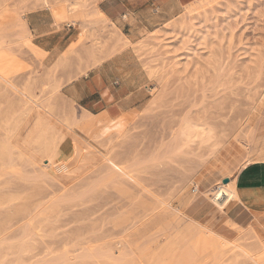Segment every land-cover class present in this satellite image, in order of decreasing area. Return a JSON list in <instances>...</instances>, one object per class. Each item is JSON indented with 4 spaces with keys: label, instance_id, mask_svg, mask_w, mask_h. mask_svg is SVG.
I'll return each mask as SVG.
<instances>
[{
    "label": "rangeland",
    "instance_id": "374dc122",
    "mask_svg": "<svg viewBox=\"0 0 264 264\" xmlns=\"http://www.w3.org/2000/svg\"><path fill=\"white\" fill-rule=\"evenodd\" d=\"M77 1L10 0L26 3L32 33L20 15L0 20V37L10 41L21 67L16 85L28 79L41 95L44 75L55 72V80L67 83L52 100L56 116L79 123V134L74 140L65 135L54 163L0 169V196L12 201L0 210V264H164L156 261L199 235L197 223L239 242L242 232L231 226L236 221L244 236L253 229L252 239L264 242V200L221 209L210 199L212 189L230 185L244 166L264 165V0H82L74 10ZM95 8L134 41L99 66L87 55L94 39L106 38L111 51L118 38L106 19L87 16ZM84 30L92 37L83 39ZM71 47L67 62L57 67ZM125 85L119 95L116 89ZM68 87L91 89V100L111 104L112 116L84 121V104L70 102ZM1 97L0 111L8 108ZM10 103L14 112L27 107L17 96ZM186 123L202 125L215 139L158 164L162 138ZM97 151L141 166L143 187L155 196L188 185L192 198L182 213L156 204L139 207L136 200L146 193L119 184ZM251 237L247 244L256 243ZM210 250L186 264H215L202 258ZM177 252L176 261L184 264Z\"/></svg>",
    "mask_w": 264,
    "mask_h": 264
},
{
    "label": "bare ground",
    "instance_id": "6f19581e",
    "mask_svg": "<svg viewBox=\"0 0 264 264\" xmlns=\"http://www.w3.org/2000/svg\"><path fill=\"white\" fill-rule=\"evenodd\" d=\"M79 1L82 2V0H78L75 3L73 2L74 4L73 3L72 5L70 4L71 6H73L74 10L76 9V7L81 6L79 5L80 4ZM36 4L38 6L39 3L37 2ZM26 8L27 6L25 2L18 5V4H12L10 0H0V20L6 16H10V18L13 17L15 18L18 15H20L23 18V24L26 27V23L28 22L25 19L26 14L24 16V13L28 11V8L27 9ZM87 16L92 19V20L89 19V21L90 20L94 21L93 18L106 19L107 21L103 20V22H105L106 24L108 22L111 23L115 31L114 34L118 38L116 46L114 47L112 46L111 51L107 50L109 41L106 38L102 39L98 37L94 39L95 42L90 49L88 48L87 55L89 57L88 59H91L96 66H99L101 63H103V61H105L106 58L113 57L114 55L128 49L131 45L134 44L133 39L130 36L124 35L121 32V29L118 27V24L115 25L106 16V14H104L99 8H95L92 12H89ZM94 22H99V21L95 20ZM94 22H91V24ZM90 35L92 37V34H89L87 30H84L81 34V37L83 39L90 38ZM9 43L10 41L7 42L6 39L4 40L3 37H0V93H2L1 90L5 91L2 93L5 94L3 96L0 95V97L2 96L1 99L3 98L8 101L7 104L8 108L0 111V169L3 170L5 168L16 167V165L20 162H24L27 165H32V166L44 161H48L49 163H54L55 160L57 161L58 159L57 158L58 154L60 155V151H59L60 148H62L64 143L66 142V136L75 137L76 134H79L77 133V127L79 126V123L74 118H71L69 116H66L65 118L56 116V111L52 105V100H56L58 94L60 95L62 93V89L67 84L66 83L67 81L65 80L66 82L64 83L66 84L63 85L62 81H60L61 78L59 80H57L58 78L56 80L54 79L55 76L53 74L55 72L53 74L51 73L45 74L43 77V83L45 84H43V87L41 88V95L35 93L36 89L34 91V88L32 87L31 82L28 79L27 80L25 79L26 80L24 82L25 84L22 82L24 86L23 84L21 85L22 87L17 86L16 82L14 81L16 80L14 79V75L20 71L21 67L20 65L17 64L16 62L17 60L15 59L14 53L10 46L11 44ZM71 52H73V47H71L67 52H65V54H62L63 56H61L60 54L61 57H59V59L57 60L56 66L58 67L59 65L65 64L68 60L66 55L71 54ZM57 67L56 69H58ZM53 71L51 70V72ZM78 73L80 72L78 71ZM52 75L54 78L52 77ZM121 75L122 76L120 77L124 81L125 80L128 81L125 76V72H123ZM73 79H71V81ZM71 81L68 79V82ZM17 84L19 85L18 81ZM65 95L70 100V102L76 104L74 99L71 97V95L70 96H67V94ZM12 96H17L20 103L23 102L27 104V107H24L19 112L18 111L14 112L12 110L10 103ZM82 112H84L83 114L84 121H86L91 116L95 117L93 114L89 113L86 110L82 109ZM29 117L33 118L32 121H29ZM46 119L50 121L53 119L54 120L46 124L45 123ZM174 132L173 134H169L167 139L165 137L162 138L161 144L159 146V149L161 150L162 158H159L157 162L158 164H163L167 160H173L176 157L181 156L182 154H186L190 149L191 144L193 143H198L199 145H205L207 144V142L209 143V141L213 139V137L215 139V134H204L205 132L203 126L197 124H189V123L183 124L177 133L174 134ZM61 134L64 135L61 136ZM73 137L72 139L74 140ZM212 142L213 141H211L210 143ZM215 143L213 144L214 146L211 149L213 154L215 151H217L216 148L218 147L217 143H216L217 147H215L216 146ZM219 146L221 145L219 144ZM213 149L215 151H213ZM62 150L63 149H61V151ZM97 153L106 163L107 168L113 174L118 176L119 184L125 181L135 186V188H139L140 193L143 192L146 193V195L143 196L141 195V197L136 200L137 205L139 207L146 208L147 206H149V209H151L152 205L156 204L158 208L163 207V209L167 208L174 210L178 213H182V210L185 207L187 200L192 198V195L188 190L189 188L188 185H185L184 187L176 191L172 189V191H175L176 193L170 191L172 193H169L166 197L155 196L153 192L145 190V188L143 187V182L140 178V173L143 171V168L141 166L135 165L134 163H132L133 161L130 162L127 161L125 162V164H122L112 156L110 157L108 154H103L102 152L101 154L99 151H97ZM247 167H248L247 165L244 166L243 169L240 170L239 174ZM236 179L237 176L230 185L220 184L216 186L214 189H212L211 191L212 197L210 199H212L211 201H213L215 205L218 206L219 208L223 209L224 207H226L230 209L235 205H241L234 188V183ZM186 189L187 191L185 192L184 190ZM224 193L225 194L227 193L228 196H230L228 198L229 200L226 201L224 199ZM218 194L219 196L220 195L222 196L220 200H215L214 198ZM145 197L146 199H144ZM176 199H178V204L175 203ZM11 202H12L11 200H7L0 196V210ZM197 224L202 229V231H200V229L198 228L199 229L198 232L200 231L199 235L196 238L192 237L193 240L191 239V235H190L189 240L191 239V241H189L187 244L183 243V245L186 246L183 254H180L181 252H177V250L179 251L183 245L180 246L179 249H177L178 248V244H177L172 248L170 253H168L164 259H158L156 262H160V263L164 262V264L166 262H171L170 264L175 262L173 264L176 263L178 264V262L176 261L177 255L175 254V252H177V254L179 253L180 255H182L180 256V260L182 258L183 263L186 264V259L198 260V255L200 253L204 254L205 252L203 253V251L212 249L213 250L212 258H211V253H212L211 250L209 253L210 255H206V256L204 255L202 256V258L203 257L207 258L209 256L208 259L209 260L213 259L215 264H264V242L261 239H257V240L256 238L252 239L255 233L253 232L254 234L251 237L250 231L253 229H248L249 227L247 228L249 230V236L252 239L250 243H252L253 240L254 241L256 240V243L253 242L254 244L252 243L251 245L246 243V242L249 243L250 237L244 236L243 231L245 228L236 221H232L231 226L233 228L235 227L236 229H238L237 232L240 231V234L242 232L239 242H235L236 239L233 242H230L227 240V237L225 238L220 233L218 234L208 229L204 225H201L199 223ZM251 227L252 226H250V228ZM254 236L256 237V234ZM245 237H248V241ZM183 259H185V261ZM180 260L179 262L181 263L182 261ZM199 261H203V260L200 259ZM187 262H190V260H187ZM197 263L199 262L197 261ZM202 263H206V262H202Z\"/></svg>",
    "mask_w": 264,
    "mask_h": 264
},
{
    "label": "crops",
    "instance_id": "0c3cea01",
    "mask_svg": "<svg viewBox=\"0 0 264 264\" xmlns=\"http://www.w3.org/2000/svg\"><path fill=\"white\" fill-rule=\"evenodd\" d=\"M102 11V10H101ZM103 12V11H102ZM104 13V12H103ZM105 14V13H104ZM114 24L115 21H113ZM28 25V26H27ZM119 26V24H118ZM43 26H38V29H42ZM120 27V26H119ZM28 30L32 33L34 30L31 29L29 26V23H26L25 32L27 33ZM54 49L52 50V53H54ZM57 51V50H56ZM49 52V51H47ZM118 74L120 75L121 72L117 70ZM74 82L72 83V85ZM127 84V83H125ZM71 87V86H70ZM68 87L67 94L71 95V97L74 99V101L77 103H83L84 107L81 108V110H86L89 113L93 114L96 117H111L112 114L110 112L111 110V104H107L104 100L99 101H92L91 98L93 97L94 93H92L91 89H81V88H70ZM125 86H121V88L116 89V92L120 95L124 89H126ZM83 90V91H82ZM121 101V100H120ZM119 101V102H120ZM121 103V102H120ZM126 103V100L123 101L121 104L124 105ZM118 107V106H117ZM97 110V111H96ZM95 112L98 114H95ZM264 165H256L253 167H247L245 170H243L239 176L237 177L234 188L235 192L237 194L238 200L241 205H251L255 204L259 200H264Z\"/></svg>",
    "mask_w": 264,
    "mask_h": 264
},
{
    "label": "water",
    "instance_id": "95a60500",
    "mask_svg": "<svg viewBox=\"0 0 264 264\" xmlns=\"http://www.w3.org/2000/svg\"><path fill=\"white\" fill-rule=\"evenodd\" d=\"M228 182H229V179H226V180L224 181L225 184L228 183Z\"/></svg>",
    "mask_w": 264,
    "mask_h": 264
}]
</instances>
